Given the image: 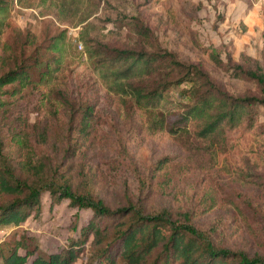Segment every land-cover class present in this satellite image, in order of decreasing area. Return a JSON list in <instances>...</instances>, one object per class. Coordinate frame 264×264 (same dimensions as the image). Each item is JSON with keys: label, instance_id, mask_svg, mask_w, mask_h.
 <instances>
[{"label": "rangeland", "instance_id": "obj_1", "mask_svg": "<svg viewBox=\"0 0 264 264\" xmlns=\"http://www.w3.org/2000/svg\"><path fill=\"white\" fill-rule=\"evenodd\" d=\"M11 1L1 35L7 54L27 58L43 52L55 37L66 50L61 68L48 75L45 93L29 87L11 96L13 86L6 87L11 92L4 96L0 162L29 183H68L111 208L168 210L174 218L191 220L218 246L264 256V108L258 133L230 146L182 130L152 133L147 112L111 88L87 51L93 41L165 49L198 63L231 94L261 96L258 83L216 66L205 49L212 47L224 59L231 53L234 63L259 64L264 72V0ZM138 19L150 36L133 28ZM172 93L177 96L178 89ZM25 163H42L43 178ZM13 198L0 193V203ZM42 200L41 214L29 216L20 231L35 236L45 252H58L80 237L93 212L73 207L68 199L53 201L49 191ZM13 229L0 228V242ZM92 240L84 243L75 264H88L98 251Z\"/></svg>", "mask_w": 264, "mask_h": 264}, {"label": "trees", "instance_id": "obj_2", "mask_svg": "<svg viewBox=\"0 0 264 264\" xmlns=\"http://www.w3.org/2000/svg\"><path fill=\"white\" fill-rule=\"evenodd\" d=\"M10 5L11 0H0V129L7 118L4 96L11 92L6 87L13 86L11 96L29 87L42 88L40 93H45L48 75L61 68L66 50L65 42L55 37L43 52L36 50L27 58L7 54L1 35ZM133 23L137 33L151 35L144 22L138 19ZM65 34L64 30V38ZM87 51L111 88L147 112L152 133L176 134L182 130L196 139L218 140L228 146L258 133L260 108H264V72L259 64L234 63L231 53L224 59L212 47L205 49L216 66L261 87V96H236L222 89L198 63L184 62L165 49L137 50L93 41L87 44ZM175 89L177 96L172 93ZM26 167L43 178L42 163ZM45 191L53 201L68 199L73 207L93 212L80 237L54 253L45 252L35 236L20 231L29 216L41 214ZM0 193L14 196L0 203V228H15L0 242V264H75L91 236L98 251L88 264H116L117 260L125 264H264L262 255L216 245L191 220L174 218L168 210L147 214L134 206L111 208L100 198L75 192L68 183H29L7 162L0 165Z\"/></svg>", "mask_w": 264, "mask_h": 264}, {"label": "built area", "instance_id": "obj_3", "mask_svg": "<svg viewBox=\"0 0 264 264\" xmlns=\"http://www.w3.org/2000/svg\"><path fill=\"white\" fill-rule=\"evenodd\" d=\"M83 46L80 44V48H82Z\"/></svg>", "mask_w": 264, "mask_h": 264}]
</instances>
